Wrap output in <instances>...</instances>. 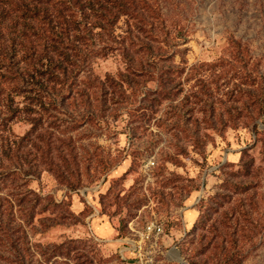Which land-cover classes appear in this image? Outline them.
Here are the masks:
<instances>
[{
	"label": "rangeland",
	"instance_id": "rangeland-1",
	"mask_svg": "<svg viewBox=\"0 0 264 264\" xmlns=\"http://www.w3.org/2000/svg\"><path fill=\"white\" fill-rule=\"evenodd\" d=\"M151 1L166 26L156 41L172 59L167 69H185L177 81L183 88L161 99L158 82L146 78L137 95L128 90L126 102L109 94L89 104L77 96L69 115L46 123L67 156L55 150L54 160L80 185L72 190L62 177L43 173L46 194L76 218L34 241L73 243L63 251L69 261L48 264H239V257L240 264H264V119L258 138L250 123L233 124L227 114L217 131L206 104L189 99L194 91L204 95L205 80L218 115L234 105L242 79L264 76V0ZM127 23L121 19L117 36H127ZM94 70L103 80L119 79L128 67L116 53L97 59ZM30 127L19 122L14 131L24 135ZM245 150L255 159L249 174L238 166ZM31 186L41 189L37 181ZM149 225L161 231L150 234Z\"/></svg>",
	"mask_w": 264,
	"mask_h": 264
},
{
	"label": "trees",
	"instance_id": "trees-1",
	"mask_svg": "<svg viewBox=\"0 0 264 264\" xmlns=\"http://www.w3.org/2000/svg\"><path fill=\"white\" fill-rule=\"evenodd\" d=\"M124 17L128 32L120 37L117 29ZM160 17L151 0H0V264H48L64 257L63 251H71L73 243L68 241L47 246L34 241L35 236L70 225L76 218L67 205L46 194L43 173L62 177L72 190L80 185L54 160L55 150L64 159L67 156L47 131L48 121L55 124L60 113L69 115L77 96L88 102L94 96L110 99L111 94V100L126 102L131 98L128 90L137 95L147 86L146 78L158 82L156 95L161 99L174 98L183 88L177 81L185 69L176 65L179 70L173 65L167 69L165 63L172 59L156 41L157 31L166 28ZM116 53L128 70L120 72L119 79L111 75L101 79L94 70L96 60ZM197 70L192 69V74H199ZM202 84L204 95L194 91L189 99L195 107L206 104L212 129L220 131L216 121L224 125L227 114L233 124L250 123L257 138L262 135L257 124L264 119L260 72L242 79L240 95L233 96L234 105L246 99V107L229 106L218 115L213 93L205 80ZM108 99L101 106L107 108ZM19 122L31 125L24 135L14 131ZM193 134L198 138L197 131ZM238 166L249 174L255 159L245 150ZM34 181L41 185L40 191L31 186ZM67 256L69 261L71 255ZM236 263H241L240 257Z\"/></svg>",
	"mask_w": 264,
	"mask_h": 264
},
{
	"label": "built area",
	"instance_id": "built-area-1",
	"mask_svg": "<svg viewBox=\"0 0 264 264\" xmlns=\"http://www.w3.org/2000/svg\"><path fill=\"white\" fill-rule=\"evenodd\" d=\"M147 230L150 231V234H154L156 231H161L160 227H157L155 225H149L147 226Z\"/></svg>",
	"mask_w": 264,
	"mask_h": 264
}]
</instances>
